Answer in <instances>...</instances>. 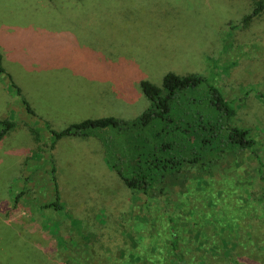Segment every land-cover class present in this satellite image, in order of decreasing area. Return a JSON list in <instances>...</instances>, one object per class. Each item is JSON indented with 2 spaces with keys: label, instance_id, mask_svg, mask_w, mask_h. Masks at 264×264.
Wrapping results in <instances>:
<instances>
[{
  "label": "rangeland",
  "instance_id": "374dc122",
  "mask_svg": "<svg viewBox=\"0 0 264 264\" xmlns=\"http://www.w3.org/2000/svg\"><path fill=\"white\" fill-rule=\"evenodd\" d=\"M256 1L0 0L1 65L20 89L19 95L0 73V123H14L0 138V264H66L61 233L70 231L73 253L88 245L95 260L99 243L112 238L117 256L147 242L169 213L180 221L191 202L201 210L181 225L197 264H264V11L243 19ZM44 70L61 78L47 80L49 96L70 105L27 100L22 81ZM169 71L196 73L218 87L235 107L232 123L249 129L253 149L227 150L207 167L169 172L147 194L130 191L107 165L101 138L116 139L113 131L61 137L51 151L50 129L101 116L138 117L149 105L139 82L161 86ZM52 169L58 210L42 207L54 199ZM210 182L230 197L229 240L207 227L229 209L212 210L198 194ZM104 205L113 214L106 223L98 218L107 217ZM198 213L206 218L194 219ZM195 221L203 229L193 228ZM52 241L56 259L45 253Z\"/></svg>",
  "mask_w": 264,
  "mask_h": 264
},
{
  "label": "trees",
  "instance_id": "16d2710c",
  "mask_svg": "<svg viewBox=\"0 0 264 264\" xmlns=\"http://www.w3.org/2000/svg\"><path fill=\"white\" fill-rule=\"evenodd\" d=\"M255 3L251 13L243 18L244 21L264 11L263 0H257ZM0 73H6L1 65V54ZM6 74L8 82L20 95V89L12 82L10 74ZM139 85L149 105L138 117L125 120L114 116H101L70 123L58 131L50 129L51 151L54 141L61 137H86L93 134H90L91 131H113L116 139L101 138L108 151L106 153L105 150L107 165L130 191L147 194L169 172L194 165L207 167L227 150L253 149L254 140L249 129L232 123L235 107L224 97L222 91L204 76L196 73L179 75L169 71L164 74L161 86L148 80H141ZM21 102L30 111L29 104L22 96ZM13 124L9 120L1 121L0 138ZM52 173L54 199L42 207L58 210L61 207L59 183L54 169ZM198 194L208 200L212 210L221 211V205L229 208L224 210L225 213L217 214L216 222L206 220L207 227L213 229L215 234L229 240L232 237L233 222L235 223L230 212V197L218 195L212 182ZM19 196L17 194L15 199L19 200ZM91 197L94 199V196ZM103 208L106 212L110 210L108 205ZM196 209L201 210L191 202L187 208L188 214H194ZM228 210L230 214L226 212ZM106 212L102 211L103 215L101 214L106 215V218L98 216L102 223L113 217L111 212ZM187 215L179 214L180 221H177V218L169 213L164 222L159 223L156 230L148 234L147 242L137 243L135 248L125 247V252L117 256L112 251L118 241L112 238L110 242L103 239L97 248L101 258L98 256L95 260L87 250L88 245L82 246L83 254L73 253V246L77 243L75 237L71 231L66 235L61 233L65 261L68 264H197L200 261L196 260L198 257L195 253H191V257L188 256V238L185 234L187 229L181 225L183 219L187 220ZM202 215L198 213L194 219H205L206 216ZM67 217L69 219V216ZM192 224L193 228L203 229L197 221ZM109 230L110 227L104 229L107 234H110ZM210 242L214 243L213 240ZM55 245L52 241L51 246L45 249L49 259L57 257Z\"/></svg>",
  "mask_w": 264,
  "mask_h": 264
},
{
  "label": "crops",
  "instance_id": "0c3cea01",
  "mask_svg": "<svg viewBox=\"0 0 264 264\" xmlns=\"http://www.w3.org/2000/svg\"><path fill=\"white\" fill-rule=\"evenodd\" d=\"M48 73H51V72H46L45 73V70H44L40 74H38L37 76H33V78L31 77L29 81H27V82L26 81H22V83H24V86H26L25 92L27 94L26 95L27 96V100L29 101V99H31V97H34V98H39V99H43V100L47 101V97H48L50 99L53 98L55 100L54 103H55V106H57V107H62V106L66 107V106L70 105V103H68V102H70L68 98H62V97H59V95L53 94V92H52V91H54L53 88L51 89L53 97L49 96L48 91H46V88L48 87L47 86V80L49 79V81L54 82L56 80L58 81L61 78H57L58 75L47 77ZM76 77H77V75H76ZM87 81L88 80H85V82H87ZM3 82H5V81L3 80ZM18 84H19V82H18ZM20 88H21V86H20ZM7 91L11 92L9 87H7ZM23 95H25L24 94V90H23ZM29 105L32 108L31 103ZM3 116H5V115H3Z\"/></svg>",
  "mask_w": 264,
  "mask_h": 264
}]
</instances>
